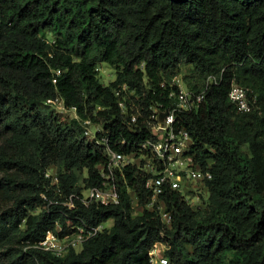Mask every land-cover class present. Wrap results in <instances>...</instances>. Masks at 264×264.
<instances>
[{
  "label": "trees",
  "instance_id": "1",
  "mask_svg": "<svg viewBox=\"0 0 264 264\" xmlns=\"http://www.w3.org/2000/svg\"><path fill=\"white\" fill-rule=\"evenodd\" d=\"M100 63L115 70L107 84ZM176 74L194 92L205 89L180 116L200 168L211 172L205 204L192 208L168 190L170 227L155 211L133 213L128 194L113 206L49 204L99 185L107 157L46 100L60 97L127 152L118 141L144 136L150 106L168 104ZM210 75L216 82L206 83ZM232 82L255 96L250 112L228 99ZM122 85L126 113L115 95ZM50 166L61 196L44 177ZM125 173L144 207V178ZM66 215L113 223L61 257L37 248L55 221L66 226ZM161 240L172 264H264V0H0V264H146Z\"/></svg>",
  "mask_w": 264,
  "mask_h": 264
},
{
  "label": "built area",
  "instance_id": "2",
  "mask_svg": "<svg viewBox=\"0 0 264 264\" xmlns=\"http://www.w3.org/2000/svg\"><path fill=\"white\" fill-rule=\"evenodd\" d=\"M216 82L213 76H208L207 82ZM170 86H174L168 92V104L158 103L150 106V114L144 119L147 131L138 139L118 141L120 144L132 147L129 151H117L109 144L110 132H107L100 123H94L90 118L81 119L74 107H65L60 97L47 99L56 111L70 113V118L80 122L83 135L99 145L107 160L98 166L100 173V184L83 187L79 195L69 194L64 200H48V203L60 202L69 210H73L77 199L83 206L91 203L103 206L118 205L125 194L131 199L133 213H141L146 208L155 211L161 221L171 226V215L166 210L163 201L165 193L177 191L183 201L192 208L203 206L208 199L209 191L207 182L211 179V172L202 169L196 159L195 149L190 133L181 122V114L195 110L204 100L205 89L194 92L187 87L181 74L173 76ZM250 90L236 82H232L228 92V99L235 105L239 112H250L255 103V96L249 95ZM124 94V96L122 95ZM129 94H132L130 92ZM119 97L118 106L122 113H126V98H128V87L122 85L115 90ZM100 109V107H98ZM166 113L161 119L160 114ZM137 114H131V122H137ZM131 132L136 129L132 126ZM138 129L136 133L140 132ZM134 169V175L144 178L143 188L149 195L148 201L141 206L138 196L133 187L128 184L125 170ZM44 177L48 179L49 186H53L55 194L62 195L60 181L56 166H50L44 171ZM47 200L45 194H41ZM66 226L63 227L55 221L53 230H47L43 237L35 245L56 257L64 256L70 250L79 251L83 244L94 238L98 233L109 229L104 220L96 225H90L83 219L77 217L72 221L66 215ZM169 245L165 241H156L148 250V262L146 264H172L166 255Z\"/></svg>",
  "mask_w": 264,
  "mask_h": 264
},
{
  "label": "rangeland",
  "instance_id": "3",
  "mask_svg": "<svg viewBox=\"0 0 264 264\" xmlns=\"http://www.w3.org/2000/svg\"><path fill=\"white\" fill-rule=\"evenodd\" d=\"M185 67L182 66L181 67V72L184 73ZM98 76L99 79L102 83L107 84L109 81L113 80L115 77V70L113 67L109 66L106 63H100L98 64ZM61 113V112H60ZM64 117L70 118V113L66 112V113H61ZM244 150H246V146L243 147ZM76 175L78 177V184L82 185V178L86 175V171H77ZM113 223L112 220H108L105 222V225L107 226H111Z\"/></svg>",
  "mask_w": 264,
  "mask_h": 264
},
{
  "label": "water",
  "instance_id": "4",
  "mask_svg": "<svg viewBox=\"0 0 264 264\" xmlns=\"http://www.w3.org/2000/svg\"><path fill=\"white\" fill-rule=\"evenodd\" d=\"M166 113H161L160 118L162 119L165 116Z\"/></svg>",
  "mask_w": 264,
  "mask_h": 264
}]
</instances>
